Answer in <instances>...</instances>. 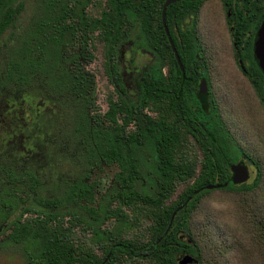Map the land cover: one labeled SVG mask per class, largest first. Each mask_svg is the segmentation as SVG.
I'll return each instance as SVG.
<instances>
[{
    "label": "trees",
    "instance_id": "16d2710c",
    "mask_svg": "<svg viewBox=\"0 0 264 264\" xmlns=\"http://www.w3.org/2000/svg\"><path fill=\"white\" fill-rule=\"evenodd\" d=\"M164 2L32 0L27 23L17 29L27 0H0V38L10 30L3 45L1 87L66 98L67 124L58 127L54 139L65 141L84 169L101 163L117 167L98 200L96 180H63L56 193L44 196L34 170L5 171L0 224L6 223L8 241L24 246V264H178L182 255L204 264L210 253L214 264L221 256L237 258L238 264H264V157L241 145L216 100L202 106L195 97L199 81L207 77L196 56L201 55L199 36L195 22L179 34L175 27L195 14L200 2L181 0L166 9V26L183 70L161 22ZM91 7L97 14L89 13ZM231 37L238 48L243 45L242 34L232 31ZM127 42L154 58L141 75L135 99L126 91L119 61ZM95 43L104 47L105 71L116 93L106 98L104 112L92 95L95 75L87 68L95 58ZM247 50L254 68L245 74L260 96L264 75L252 42ZM248 128L256 138L255 127ZM190 145L199 154H190ZM241 157L255 166L256 177L235 185L230 165ZM213 192L242 201L236 208L242 219L238 226H227L224 245L209 230L210 219L205 227L196 222Z\"/></svg>",
    "mask_w": 264,
    "mask_h": 264
},
{
    "label": "rangeland",
    "instance_id": "374dc122",
    "mask_svg": "<svg viewBox=\"0 0 264 264\" xmlns=\"http://www.w3.org/2000/svg\"><path fill=\"white\" fill-rule=\"evenodd\" d=\"M31 3L32 0H27L26 10L18 20L17 29L23 28L27 23ZM201 11L199 33L211 64L209 68L214 98L225 122L241 145L251 154L264 157V110L236 65L223 13L219 5L211 0L204 3ZM89 13L97 14L96 7H91ZM9 34L10 30H7L0 39V74L5 64L3 45L8 42ZM95 46V58L87 68L95 75L92 95L104 112L107 108L106 98L111 95L116 98V93L115 86L109 81L105 71L104 47L101 43H95ZM119 61L126 91L135 99L139 93L141 75L149 70L154 58L143 47H133L132 42H127L120 50ZM36 94L18 88H0V180H3V171L12 168L18 171L32 169L41 180L38 190L44 196L56 193L63 180H96L98 200L111 186L117 167L101 163L97 167L84 169L77 164L67 143L54 139L58 127L62 123L67 124L68 100L42 93ZM249 124L255 127L256 138L250 135ZM189 147L190 154H199L197 147ZM246 165L249 169V179L246 183H251L256 177V168L248 160ZM183 187L184 184L179 185L171 199H175ZM31 197L29 196V199ZM241 202V197L213 192L205 197L203 207L196 214V222L205 227L206 220L210 219L209 230L219 244L224 245L229 239L227 226H238L242 219L236 210ZM17 214L18 212L13 217ZM30 215L24 214L23 218ZM5 224H0V264H24V246L7 240L9 230L3 231ZM76 231L80 233L79 227H76ZM198 233L203 241L202 232ZM210 255L211 253L205 256L204 264L215 263L216 259L209 257ZM219 260L218 264H238L237 258L232 260L230 257L221 256Z\"/></svg>",
    "mask_w": 264,
    "mask_h": 264
},
{
    "label": "flooded vegetation",
    "instance_id": "af4514ba",
    "mask_svg": "<svg viewBox=\"0 0 264 264\" xmlns=\"http://www.w3.org/2000/svg\"><path fill=\"white\" fill-rule=\"evenodd\" d=\"M179 1H181V0H179ZM191 1H199L200 2L197 5L198 6L197 12L195 14L186 15V18L179 23V26L175 27V33L179 34V31L186 29V27L188 25H191L193 22H195V27L197 30V34L199 36V44H200V51H201V55L197 54L196 56L201 62L200 67L203 70L202 72H206V76H207L205 78L203 77L204 79H201L199 81V86L195 92V97L202 106H206L208 104V102L210 101V99L216 100L214 98V95H213L214 86L212 83L211 71L209 68L211 66L210 60L207 57L206 50L203 47V43L201 41L200 33H199V26H200L201 20H202V11L201 10L203 9L204 3L208 0H191ZM211 1L216 2L219 5L221 12L223 13V16H224V25H225L226 29L228 30L230 37H231L232 31L237 33V34L243 35V37H242L243 38V45L240 48H238L237 45L235 43H233L232 37H231V41H232L233 55H234L236 65L239 68L241 74L244 76V78L247 79V81L249 82V79H248L247 75L245 74V72H248L251 68L253 69L254 66H253V62L251 60L252 55L248 53L249 52L248 50H247V52H245V48L247 46H249L250 42H252V54H253L254 58L256 59L255 53H254V43H255L256 38H257V31H258V29H259V27H260V25L264 19V0H211ZM236 19L239 20L240 26H238ZM253 36H255L254 39H253ZM236 51H237V57L235 55ZM256 61H257V66L260 69L258 60L256 59ZM260 71H261V69H260ZM202 84H204V86H205V88H203V89H206V96H205V98L203 97V99L199 98L197 95ZM249 84H250V82H249ZM0 88H4L6 90H12L13 89V88L7 89L5 87H1V85H0ZM262 92L263 93H261V92L260 93H261V95L262 94L263 95L259 96L258 92L253 90V93L258 98V100H259V102L262 105L263 110H264V84H262ZM33 94L35 95V93H33ZM47 95H49V94H47ZM49 96H51V95H49ZM0 127H1V125H0ZM239 160H242L246 164L247 159L245 157H241L237 161H239ZM2 179L3 180H0V184H8V181L5 180L6 179V172L5 171L2 172Z\"/></svg>",
    "mask_w": 264,
    "mask_h": 264
},
{
    "label": "water",
    "instance_id": "95a60500",
    "mask_svg": "<svg viewBox=\"0 0 264 264\" xmlns=\"http://www.w3.org/2000/svg\"><path fill=\"white\" fill-rule=\"evenodd\" d=\"M177 1H179V0H165V2L163 3L162 9H161V22H162L166 37L168 39V42L170 44L171 50L174 53L176 62L178 64V66L180 67V69L183 70L180 58L178 56V53L176 51V48L174 46V43L172 41V38L170 36L169 30L166 26V21H165V15H166L167 7L170 4L177 2ZM254 53H255L256 59L258 60L259 67H260L262 73L264 74V19H263V21H262V23H261V25L257 31V38H256V41L254 43ZM203 88H205L204 84H202V86L200 87L198 94H197L198 97L202 98V99H203V97L205 98V96H206V89H203ZM230 171L232 173L231 182L235 185L245 183L249 179L248 167L242 160H239V161L231 164L230 165ZM225 185H227V183H225ZM220 186H221L220 184H218V185H207L206 189H212L214 187H220ZM175 214H176V212L173 213V215L170 219L169 225H171ZM195 263H196V260L191 255H182L178 259V264H195Z\"/></svg>",
    "mask_w": 264,
    "mask_h": 264
}]
</instances>
